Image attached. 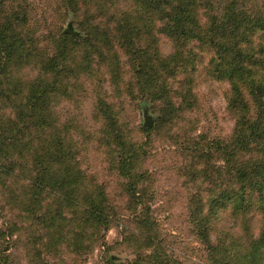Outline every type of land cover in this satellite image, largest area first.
<instances>
[{
	"label": "rangeland",
	"instance_id": "1",
	"mask_svg": "<svg viewBox=\"0 0 264 264\" xmlns=\"http://www.w3.org/2000/svg\"><path fill=\"white\" fill-rule=\"evenodd\" d=\"M237 2L264 9V0ZM132 8L124 0H0V264H264V248L251 254L259 228L250 232L225 199L215 202L232 185L221 153L198 157L212 140L230 139L236 122L230 84L209 68L213 51L196 42L189 71L169 77L153 71L170 56L171 67L175 50L158 24L147 70L132 46L117 45L121 35L111 46L95 43L103 60L86 42ZM62 36L74 41L55 69ZM133 146V171L145 174L135 177L140 202L119 169ZM248 204L258 215L256 194Z\"/></svg>",
	"mask_w": 264,
	"mask_h": 264
},
{
	"label": "trees",
	"instance_id": "2",
	"mask_svg": "<svg viewBox=\"0 0 264 264\" xmlns=\"http://www.w3.org/2000/svg\"><path fill=\"white\" fill-rule=\"evenodd\" d=\"M124 1H131L134 8L121 14V18L116 15L109 17L101 24H106V32L100 28L99 36L95 31L85 38L98 51L101 60L109 56L103 54L95 43L101 46V41L111 46L118 43L117 37L121 35L122 40L117 45L122 48L132 46L134 60L139 59L144 70L152 68V45L156 42L154 26L158 24V31L173 40L175 50L171 67L168 60L170 56L153 70L155 73L162 72L170 77L185 65L189 71L188 67L195 63L200 53L195 46L197 42L203 50L213 51L209 64L211 72L229 82L228 108L236 120L233 135L228 140H212L198 157L205 159L212 149L221 153L225 162L223 168L227 164L225 171L229 173L232 185L224 189L215 202L225 199L226 206L250 232L259 228L262 236L254 241L257 246L253 245L251 252L255 256L264 248V9L248 10L246 6H238L237 0H227L218 9L213 5V0ZM87 22L89 20H83L81 25ZM115 24L122 26H113ZM5 37V32H0L1 44L6 41ZM61 38L63 51L55 60V69L59 61L66 57L63 55L68 43L74 41L68 36ZM95 51L85 67L91 66L93 56L97 55ZM109 59L117 61L115 58ZM133 67L138 69L139 66L134 62ZM52 91L50 87L42 88V92H48V95ZM110 119L114 125V118ZM122 143L127 145L125 141ZM136 152L133 146L131 154H123L119 169L127 179L128 192L140 202L142 198L137 196L139 179L135 181V177L143 178L145 174L133 171ZM100 192L104 197L105 192ZM252 194H256L258 215H250L248 196ZM200 200L203 198L200 197ZM101 211L97 206L94 207L93 212L101 214Z\"/></svg>",
	"mask_w": 264,
	"mask_h": 264
}]
</instances>
